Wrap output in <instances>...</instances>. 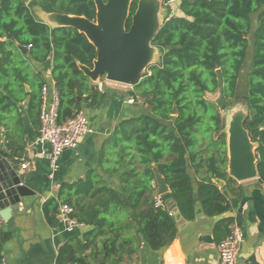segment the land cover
<instances>
[{
	"label": "trees",
	"instance_id": "1",
	"mask_svg": "<svg viewBox=\"0 0 264 264\" xmlns=\"http://www.w3.org/2000/svg\"><path fill=\"white\" fill-rule=\"evenodd\" d=\"M177 1L178 12L166 17L152 40L162 52L159 60L148 66L130 92L143 97L146 113L121 121L104 150L109 162L105 171L118 175L119 184L115 187L98 177L95 181L91 175L43 206L52 226L58 224L60 203H68L75 208L74 217L90 227L82 239L62 246L57 264H90L87 257L99 264L119 263L125 254L137 253L142 242L151 250L171 243L181 222L166 201L158 204L154 197V167L165 177L184 222L195 217L196 198L208 215L229 210L225 186L218 183L235 181L228 171L225 121L207 94L221 93L226 106L243 97L248 112L244 127L257 144L258 179L264 185V0ZM27 2L0 0V145L16 164L26 149L20 104L30 96V112L39 121L45 83L31 60L43 63L52 58L60 120L77 115L83 100L101 104L107 92L80 69L79 64L92 67L97 57L86 35L40 21ZM31 2L48 13L96 20L94 0ZM138 2L132 0L127 28ZM20 45L31 47L24 53ZM11 238L12 232L0 224V264Z\"/></svg>",
	"mask_w": 264,
	"mask_h": 264
},
{
	"label": "crops",
	"instance_id": "2",
	"mask_svg": "<svg viewBox=\"0 0 264 264\" xmlns=\"http://www.w3.org/2000/svg\"><path fill=\"white\" fill-rule=\"evenodd\" d=\"M27 3L31 4V0ZM31 62L35 74L42 75L45 83L53 81L52 58L43 63ZM95 84L102 92L107 90L104 101L93 106L90 99L83 100L81 106L93 131L81 138L76 148L65 150L56 160V166L50 158L51 146L38 140L39 121L30 112L31 97L28 96L20 104L26 149L24 159L16 166L22 182L35 193L13 205L7 221L0 217L3 229L12 232V238L3 249L5 264H57L62 246L82 239L90 227L84 224L68 230L58 215V224L52 226L44 213L45 202L58 199L65 188L74 187L91 175H94L95 181V177H98L115 187L119 184L118 175L110 176L105 171L109 162L105 159L104 150L121 121L144 115L146 109L144 104L126 101L130 96L127 87L131 86L105 82L100 89V85ZM27 89L31 91L29 86ZM230 122H225L227 137ZM4 139L5 134L2 141ZM252 144L258 160L255 145ZM25 162L30 164L27 169L22 168ZM258 178L243 181L234 178L235 181L223 182L229 210L221 215L206 214L196 198L195 217L181 221L177 236L162 249L151 250L142 242L134 255L125 254L121 262L109 261L106 264H219V243L228 236L234 225H238L244 233L238 264H264V185L259 183ZM153 186L154 197L161 204L163 200L157 194L156 181ZM177 217L181 219L179 215ZM88 254L89 251L86 256ZM87 261L99 264L92 257H87Z\"/></svg>",
	"mask_w": 264,
	"mask_h": 264
},
{
	"label": "water",
	"instance_id": "3",
	"mask_svg": "<svg viewBox=\"0 0 264 264\" xmlns=\"http://www.w3.org/2000/svg\"><path fill=\"white\" fill-rule=\"evenodd\" d=\"M97 13L92 21L84 16L45 12L39 5L31 2L36 17L51 27H72L84 33L95 46L97 57L93 66L79 64L80 69L94 83L101 77L134 87L140 83L145 69L156 63L161 50L152 45V40L163 25L167 14L159 11L156 0H139L131 25L127 28L132 0H94ZM163 16V17H162ZM26 53L28 46L20 45ZM81 98H79L80 100ZM177 113V108L172 111ZM247 109L235 114L228 127L229 174L239 181L259 177L258 160L253 152L254 143L244 127ZM255 148L257 144L254 143ZM157 194L168 203L171 210L183 221L177 204L173 200L170 187L157 167H154ZM219 184L222 182H218ZM33 192L22 182L16 163L10 153L0 145V217L7 221L13 205L21 202Z\"/></svg>",
	"mask_w": 264,
	"mask_h": 264
},
{
	"label": "built area",
	"instance_id": "4",
	"mask_svg": "<svg viewBox=\"0 0 264 264\" xmlns=\"http://www.w3.org/2000/svg\"><path fill=\"white\" fill-rule=\"evenodd\" d=\"M106 82L109 81L106 80ZM99 85L102 89L103 83L100 82ZM40 100L38 140L51 146L50 158L56 166V160L65 150L76 148L81 138L93 130L90 127L88 117L83 111L78 112L74 117L60 120V95L54 81L43 84ZM137 100L132 95L126 99L130 104H135ZM29 166V162L22 164L23 169H27ZM74 213L75 208L72 205L68 203L60 204L58 216L68 230L84 225L74 217ZM243 241L244 233L242 229L238 225H234L229 235L219 243V264H238Z\"/></svg>",
	"mask_w": 264,
	"mask_h": 264
},
{
	"label": "rangeland",
	"instance_id": "5",
	"mask_svg": "<svg viewBox=\"0 0 264 264\" xmlns=\"http://www.w3.org/2000/svg\"><path fill=\"white\" fill-rule=\"evenodd\" d=\"M158 5H159V11H161V13H165L167 14V16L176 14L178 12V1H173V2H165L164 0H156ZM163 17V16H162ZM253 20H254V28H256L259 25V20H258V16L257 14L253 15ZM252 35H249V37H251ZM252 39V38H251ZM252 42V41H251ZM252 51H253V46H251L250 51H249V58H248V63L250 64V57L252 55ZM248 68V67H246ZM146 72V69L145 71ZM100 82H102L103 84H105L106 82V78L105 77H101ZM31 86H33V88L35 87V83H32ZM107 86V84H106ZM123 88V86L121 87ZM126 88V87H125ZM128 89V93H130L133 90V87H127ZM138 100L137 102H139V104H143V97L139 94L138 96ZM207 98L213 102H215L220 110H221V114L222 117L224 119V121L227 123L230 122V120L232 119V117L235 114H238L240 112H243L245 110V105L243 104V97H241L237 103H235L234 105L231 106H226L225 102L222 100V96L221 93L217 92V93H213V94H207ZM136 102V103H137ZM175 115V114H173ZM6 117V115H5ZM12 123H14V114H12ZM10 124V122H9ZM228 127V126H227ZM226 131V130H225Z\"/></svg>",
	"mask_w": 264,
	"mask_h": 264
}]
</instances>
